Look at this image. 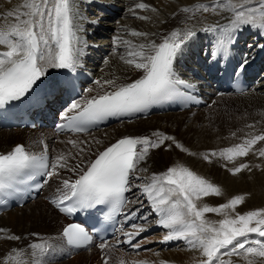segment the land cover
Masks as SVG:
<instances>
[{"label":"bare ground","instance_id":"obj_1","mask_svg":"<svg viewBox=\"0 0 264 264\" xmlns=\"http://www.w3.org/2000/svg\"><path fill=\"white\" fill-rule=\"evenodd\" d=\"M103 1L109 6L98 0H75V24L80 29L77 35L80 41L78 47L81 50V54L79 55V64L75 70L68 71L70 73L79 71L84 75L79 85L87 98L114 90L116 85H127L142 78L143 70L136 69L134 65L125 62L127 59H132L128 55L130 50H139L138 46L141 44L162 43L174 31L183 34L192 30L196 35L187 42L182 52L177 55L173 62V71L177 79L181 80V77H185L193 87L197 88L198 85L200 87L198 92L202 97L206 98V102H214V108L205 109L201 105L192 106L182 111L153 114L133 122H122L101 130H95L85 136L73 137L64 134L59 135L54 130V126L59 122V118L54 122L55 112L65 104L61 112L71 114L72 112L68 111L71 103L61 102L56 96L57 93L54 95L56 96L54 101L49 102L46 100L45 104L42 97L38 98V104L27 113L30 114L32 120V114H34L33 116H35L40 126L35 130L30 128L0 129V154H7L16 145L23 144L32 155H49V162L54 161L61 154H65L68 167L58 169L59 175L53 176L47 183L43 181L45 180L43 178L38 183V185H41L39 190H37L38 194L23 209L17 207L8 213L0 215V264H19V261H27L29 264H36L37 262L41 264H45V262L47 264H54L55 262L56 264H104L105 258L108 259L109 264H198V261L203 258L201 252L198 249H193L183 238L166 241L162 235H166L168 230L158 225V217L154 212L147 214L151 217L149 221L139 214L134 216V219H140V223L128 230L129 233H134L131 240L137 238L136 243L129 249L124 244L131 241H129V237L124 239L116 237L104 242L107 243L108 247L103 250L100 248L101 243H98L95 239L83 251H80L82 248L67 247L62 232L64 227L72 223V221L55 209L52 199L59 197L60 192L58 189H63L64 180L74 182L78 179L80 170L86 168L87 164L95 159L99 151H102L116 140L134 136L148 137L152 141H158L159 137L153 134L161 133L173 137L174 141H165L160 148H150L145 160L138 164L137 171L131 182L134 189L132 199L135 197H138V199L131 202L136 205H140L143 201L145 203H143V206H135V208L147 207L153 211L150 202L142 191V187L151 182V177L154 174H161L168 168L176 166L187 167L191 171L197 169L196 172L199 174L195 173V171L194 173L198 176L202 175V171L210 176L211 180L209 181L207 176L205 177L206 180L219 187L221 194L204 197L196 201V203L198 206L205 204L212 207L219 206L225 203L224 194L228 193L224 187L222 188L218 185L220 179L211 176L219 175L223 171V167L229 163L228 160L219 155L220 152L228 147V139L230 140L229 142L238 144L242 143L239 137L249 136L244 134L245 132L248 131L250 134L257 135L258 132L264 130V73L258 76L255 72L257 68L261 70L264 67V57L254 64L260 54V46L262 45L260 41L256 40L257 34L263 36L264 31L254 28L252 31L254 37H251L249 32L253 26L247 25L237 28L243 29V33L237 42L238 47L234 50L239 54L242 61L240 66L242 64H250L249 69L253 70L254 74L246 80L247 82H252L249 89L241 94L219 90L216 80L218 75L213 73L218 71V67H215L212 61L217 44L215 45L213 36L208 32L217 28L223 29L225 32L233 31L230 27L231 21L234 19L233 11L221 6L215 11L210 9L205 12L203 9H197L196 6L217 5L218 3L223 5L226 0ZM25 3L26 0H0V28H6L16 23L13 17H7L6 14L9 11H27V9L23 8ZM141 3L147 6V11L144 13L137 7ZM242 3L243 0H233L231 2L232 5L237 6L236 9H239V5ZM91 7L92 9L96 7L101 12H97L95 16L90 17L89 12H93L90 9ZM185 8L189 9V11H183ZM115 12L119 19L109 18V16H116ZM131 17L137 19L132 20ZM140 17H145V19H140ZM108 21L111 22L105 24ZM104 25L108 26L107 30L100 29ZM94 26L96 30L92 29ZM110 32L113 33L111 35L112 38L106 37ZM133 32H140L146 35L134 36L132 35ZM86 39L89 40L86 42ZM124 41L129 43L125 44ZM5 50L7 49L4 46H0V51ZM107 50H111L113 53L99 67L104 57L102 54ZM115 50H118L117 54L114 53ZM144 51L149 54L151 49L145 48ZM193 58L195 63L191 65ZM218 62L221 64L222 60ZM60 72L61 69H48L47 74L39 80V83L42 85L43 82L52 79ZM93 77L101 81L103 86L93 83ZM107 80H113L115 84H104L103 82ZM53 88L56 90L55 86ZM88 89H92V91L89 92ZM63 90L60 88L56 91L58 94H62ZM212 91L220 94L219 97L221 96V98L216 99L213 95L211 96L213 94ZM66 93L64 92L63 94L65 95ZM85 100L78 96L77 99H73L71 102L83 105ZM234 101L244 108L250 106V109L252 108L256 112L260 111L256 118L253 115L259 124L256 126V121L254 120L251 123L252 127H249L250 124L246 119L244 121L242 120L243 118L240 119L238 117L232 120V117H228L227 124H220L218 126L219 130L216 128L209 130L206 125L201 128L206 123L204 120L209 121L210 116L217 117L216 113L220 105L232 104ZM255 111L253 112L254 114H256ZM36 112L39 115H36ZM36 121H33V123L36 124ZM227 137L229 138L227 139ZM69 140L83 143L73 147L68 143ZM177 143L182 145L183 150L176 147ZM79 147H84L85 152L77 155ZM188 151L193 153L187 154ZM213 152L217 153V155H211ZM206 155L211 162L204 159ZM235 161L238 160L235 159ZM76 165H80V169H76ZM140 196L145 198V200L140 199ZM205 219L215 221L217 216L215 213H207ZM153 233H157L155 238L147 237ZM251 235L253 238L260 239L254 234ZM11 237H19V239H11ZM148 242H154L155 244H152L151 248H146L149 247L145 246ZM33 244L44 245V250L33 249L31 247ZM95 244L98 246L94 247ZM174 248L177 249L171 250ZM17 253L20 255L17 256ZM100 255H103L102 260ZM231 257H235L231 259L234 260L232 264H247L243 257ZM249 258L255 259L256 264H264V258ZM223 259L230 260L226 257H223Z\"/></svg>","mask_w":264,"mask_h":264},{"label":"snow or ice","instance_id":"obj_2","mask_svg":"<svg viewBox=\"0 0 264 264\" xmlns=\"http://www.w3.org/2000/svg\"><path fill=\"white\" fill-rule=\"evenodd\" d=\"M246 5V10H236L237 6L232 5L231 0H226L225 4H217L211 10L223 6L233 11L234 19L230 25L233 31L247 25L264 31V0H259L257 5H253L252 0H243L239 8L244 9ZM137 7L145 9L147 6L141 3ZM196 7L205 12L210 10L209 5ZM23 8L27 11L7 12L6 16L13 17L16 23L0 28V46L7 49L0 51V106L24 98L47 74L48 69L74 71L79 64L81 50L77 33L80 29L75 24V0H26ZM183 11L188 12L189 9ZM132 35L146 34L133 32ZM195 35L192 30L183 34L174 31L162 43L141 44L139 50H130L128 55L132 59L125 62L143 70L142 78L127 85H116L113 91L87 99L83 105L72 103L68 111L76 114H65L72 130L86 132L105 117L141 112L167 99L174 92L175 85L184 83L176 78L173 62ZM228 42H232L231 36ZM145 48L151 49V52L146 54ZM243 70L244 64L238 71ZM94 83L103 86L99 80ZM103 83L115 84L113 80ZM153 135L158 136L159 140L124 137L99 151L95 159L80 170L78 179L74 182L63 181V189H58L60 195L53 203L66 213L102 204L123 205L126 199L124 194L131 188L130 177L134 176L138 164L145 160L150 148H160L165 141H174L173 137L161 133ZM260 141H264V134L246 138L243 143L223 149L219 155L233 162L237 157L247 156ZM68 143L77 147L83 142L69 140ZM176 147L182 149L179 143ZM84 152L85 148L79 147L77 155ZM259 156L264 157V149L259 150ZM204 159L211 162L207 155ZM66 167L65 154L49 162L45 157L32 155L22 145H17L9 153L0 154V191L10 188L26 170H31V175H43L47 183L53 176L59 175L58 169ZM247 168L249 165L241 163L229 171L236 175ZM76 169H80V165H76ZM142 191L158 217V225L168 230L164 239H185L193 249L201 252L203 258L198 264H232L231 260L223 259L225 256L243 257L247 264H256V260L249 257L264 258V209L237 213L234 217L225 214V218L218 222L205 219L207 213L222 214L229 209L235 212L236 207L243 203V196H235L215 207L207 204L198 206L196 201L218 196L221 189L183 166L170 167L161 174H154ZM65 201H71V206L62 207ZM251 234L261 239L253 238ZM127 235L130 241L134 233ZM63 236L67 244L73 247H83L92 239L80 224H69L63 230ZM31 247L43 251L45 246L33 244ZM107 247V243L100 244L101 250ZM104 264H109L107 258Z\"/></svg>","mask_w":264,"mask_h":264},{"label":"rangeland","instance_id":"obj_3","mask_svg":"<svg viewBox=\"0 0 264 264\" xmlns=\"http://www.w3.org/2000/svg\"><path fill=\"white\" fill-rule=\"evenodd\" d=\"M98 1H102L103 3L107 4L106 2H104L103 0H98ZM97 2V1H96ZM231 2H233V0H231ZM99 3V2H98ZM259 3V0H254L252 1V4L253 5H257ZM219 4V3H218ZM109 6V4H107ZM113 5V4H112ZM210 9L215 6V4H210ZM248 6L246 5L244 9H236V10H246ZM117 8V7H116ZM92 9V7L90 8ZM218 9V8H216ZM93 12H89V15L90 17L91 16H95L97 12H101L100 10H97V8L95 7L94 9H92ZM118 10V8H117ZM139 10L144 13L147 11V8L145 9H140ZM117 12V11H116ZM115 12L116 16L114 17H111L109 16V18H114L115 20L116 19H119L117 17V13ZM94 14V15H93ZM1 19V18H0ZM131 19H137V18H132ZM111 22V21H110ZM109 21L106 22L105 24H108L110 23ZM108 26L107 25H104V27H101L100 29H103V30H107ZM92 29L96 30V27H92ZM113 33L110 32V34H108V38H112ZM90 39V38H89ZM88 39V40H89ZM87 39L85 40L86 42L88 41ZM119 42V41H118ZM113 53V51L111 50H107L106 52H104L102 54V56H104L102 58V61L101 63L99 64V67L102 66V64L104 63V61ZM115 54L118 53V50H115L114 51ZM192 64L191 65H194L195 63V60L194 58L192 59ZM99 72V71H98ZM264 73V67L261 68L258 76H260L261 74ZM93 80V83L95 81H97V78H92ZM91 81V82H92ZM213 92V91H212ZM213 95L214 98L216 99H220L221 96L219 97L220 94H217L215 92H213V94H211V96ZM219 97V98H218ZM214 105L215 103H209V101H207L205 103V105L203 106L205 109H213L214 108ZM218 105V104H217ZM223 106V107H222ZM225 106V107H224ZM239 104H236V102L234 101V103L232 104H222L220 105V107H218L217 109V117L216 116H210L209 118V121H206L204 120L206 123H204L201 128L205 127V125L207 126V128L209 130H212L214 128L218 129V126L220 124H227L228 120L227 118L228 117H232L231 119L233 120L234 118H240L242 120L245 121V119L248 121V123L250 125H252L251 123L254 122L255 118L257 117V115H259L260 111L256 112L255 110H253L252 108L250 109V106L248 108H244L243 106H241ZM252 107H257V106H252ZM244 109V110H243ZM257 109V108H256ZM256 112V114H254L253 112ZM200 112V111H198ZM258 113V114H257ZM176 114H183V113H176ZM229 114V115H228ZM241 114V115H240ZM233 115V116H232ZM254 115V117H253ZM225 116V117H223ZM242 116V117H240ZM246 118H245V117ZM223 119H222V118ZM251 118V119H250ZM254 118V119H252ZM259 120V119H257ZM256 121V120H255ZM219 122V123H218ZM254 124V123H253ZM259 123L256 121V126L258 125ZM216 125V126H215ZM229 126V125H228ZM224 127V126H223ZM227 129V128H226ZM32 130H35V129H32ZM262 132V133H261ZM244 134H247L249 135L250 137L253 135L250 134L248 131L245 132ZM259 134H264V130L260 131L257 133V135ZM256 135V134H254ZM253 135V136H254ZM82 136H85V135H82ZM213 136V135H212ZM216 136V135H215ZM228 136V135H226ZM249 136H245V137H239V140L243 141L246 139V137L248 138ZM77 137H80V136H77ZM249 137V138H250ZM215 138V137H214ZM229 137H227L228 139ZM233 138V137H232ZM244 139V140H243ZM206 141H208V139H206ZM230 140L228 139V147H233L235 145H237L236 143H233V142H229ZM239 141V142H240ZM39 143V141H38ZM241 143V142H240ZM238 143V144H240ZM259 143V144H258ZM255 146H253L252 150L249 151L248 155L245 156V157H237L235 159H237L238 161H233V162H229L226 164V166L223 167V171L221 173H219V175H216V176H211L213 178H218L220 179V182H218L217 184L220 185L222 188L224 187V189L226 190V192L228 194H224V201L225 203H227L230 199L234 198L235 196H243L244 197V201L243 203L239 204L236 209H235V212H233L231 209L229 210H226V213H222V214H216L217 216V219H215L216 222L222 220L225 218V214H227L228 216H235L237 213H240V214H245L249 211H253V210H261V209H264V157H261L259 156V150L260 149H264V141H260L258 142ZM235 144V145H234ZM190 152V153H189ZM193 153L192 151H188L187 154H191ZM241 163H244V164H247L249 165V168L247 169H243L240 173L236 174V175H232L231 172L229 171V169H232L234 167H238ZM197 170V169H196ZM196 170L194 169L193 172L195 171V173L199 174L198 172H196ZM202 175L200 176H203L204 179H206L205 177L207 176L208 180L210 181V176H208L204 171L201 172ZM202 177V178H203ZM213 183H216V182H213ZM222 183V185H221ZM41 198H43L41 196ZM47 202V201H46ZM48 203V202H47ZM49 204V203H48ZM20 209H23V208H20ZM233 214V215H232ZM215 222L214 220H211V222ZM156 234L157 233H153L152 235L150 236H147V237H156ZM146 237V238H147ZM162 237H165V234L162 235ZM145 238V239H146ZM260 238V237H259ZM261 239V238H260ZM144 240V239H143ZM152 244H155L154 242H148V244H146L145 246H149V247H146V248H151L150 246ZM98 245L95 244L94 247H97ZM145 248V249H146ZM155 249V248H154ZM177 248H174V249H171V250H175ZM180 249H186V248H180ZM83 250H86V249H82L80 251H83ZM89 252V251H88ZM87 252V253H88ZM143 252V251H142ZM227 259H234L235 257H227L225 256ZM100 259L102 260L103 259V255H100ZM64 261V260H62ZM231 261H234V260H231ZM20 263L19 264H29L27 261H19ZM51 263V262H50ZM59 263V262H57ZM36 264H41L39 262H37ZM45 264H47L45 262ZM56 264V262L54 263ZM61 264V263H59Z\"/></svg>","mask_w":264,"mask_h":264}]
</instances>
